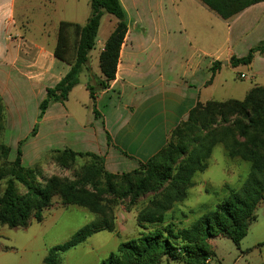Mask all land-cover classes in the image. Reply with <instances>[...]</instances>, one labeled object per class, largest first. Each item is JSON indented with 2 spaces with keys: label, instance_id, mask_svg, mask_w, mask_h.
I'll return each mask as SVG.
<instances>
[{
  "label": "crops",
  "instance_id": "crops-1",
  "mask_svg": "<svg viewBox=\"0 0 264 264\" xmlns=\"http://www.w3.org/2000/svg\"><path fill=\"white\" fill-rule=\"evenodd\" d=\"M35 2L0 0V136L11 153L20 150L23 166H33L51 151L70 149L102 157L108 173H128L164 147L197 103L242 100L252 87L264 86V55L255 52L246 65L229 63L230 57H241L264 40V1L222 19L199 0H119L127 29L109 86L92 102L86 83L90 73L102 77L98 58L116 23L112 15L114 21L108 18L103 24L100 19L89 69L80 72L65 101L49 102L38 118L46 89L70 69L53 54L59 22L83 25L88 16L79 23L69 13L53 33L45 19L39 27L34 24ZM53 3L46 0V6ZM211 13L219 19L211 22ZM213 27L223 33L216 46ZM216 60L221 66L212 74ZM227 68L238 81L226 77ZM254 215L237 247L255 264H264V201ZM5 228L0 226V264H8L5 259L13 251L2 242L12 236Z\"/></svg>",
  "mask_w": 264,
  "mask_h": 264
},
{
  "label": "trees",
  "instance_id": "trees-1",
  "mask_svg": "<svg viewBox=\"0 0 264 264\" xmlns=\"http://www.w3.org/2000/svg\"><path fill=\"white\" fill-rule=\"evenodd\" d=\"M209 10L222 19H228L248 6L264 0H199ZM90 14L83 25L60 21L58 35L53 54L70 65L69 71L55 85L46 89V94L39 105L40 113H44L51 101L63 102L67 99L70 90L78 84L80 72L88 68L89 52L95 46L100 19L103 14L112 15L115 26L105 40L103 50L99 54L98 63L102 77L89 75L86 87L92 102L95 101L97 92L107 88L114 78L120 45L123 41L127 25L124 10L119 0H89ZM72 30V35L70 31ZM72 37V38H71ZM72 41V42H71ZM255 52L264 55V40L250 47L241 57L229 58L231 66L246 65L252 61ZM221 66V61H214L210 68L212 74ZM228 110L230 114H236L235 126L238 134L247 136L254 134L258 137L264 132V86L252 87L242 100L228 99L226 101H207L197 103L189 112L187 119L177 125L169 134L164 147L150 157L141 166L128 173L111 174L104 170L102 157L90 153H78L70 149L55 150L45 155L33 166H23L20 160V150L12 161L8 159L10 148L4 144L0 136V180L4 179L5 187L0 194V226L9 228L25 226L32 217L36 222L43 219V209L50 203V185L42 186L36 182L35 177L41 171V163L45 158L53 155L63 156L65 159L77 156H88L95 162V168L107 178L117 176H130L142 174L139 190L153 182L164 183L168 180L164 194V205L168 207L172 202L182 200L186 196L187 189L192 185V177L196 171L206 167L205 156L198 148L191 149L182 157L175 171L160 159H166L173 153L183 154L185 147L181 144L172 145L173 137H180L186 130H192L198 124L199 117L218 113L223 115ZM3 108L0 99V135L3 121ZM36 127L30 133L33 135ZM170 147V150H167ZM201 148V145L199 146ZM244 157L251 161V168L241 190L230 189L228 195L219 201L212 210L200 215L188 227L174 229L167 224L163 229H155L141 235L138 239L121 242L117 252H110L108 256L98 264H156L160 256L173 254L174 251L182 252L181 258L184 264H206L207 259L214 253L208 249L209 240L221 235L228 237L236 246L246 235L250 222L254 219V211L258 203L264 199V158L252 151H245ZM46 159V160H47ZM17 183L21 184L24 192H19ZM50 183L56 184L57 180L50 179ZM52 184V185H53ZM74 188L71 185L62 187L59 193L68 205L87 207L92 213L97 212L96 204L98 196L81 191L87 195V199L93 201L87 204L73 197ZM66 205V206H68ZM147 222H162V212L149 211L140 217ZM113 221L105 216L98 221L83 225L74 232L66 241L53 245L47 249L42 264H58L59 255L70 248L84 242L93 233L101 230L111 231ZM165 232V233H164Z\"/></svg>",
  "mask_w": 264,
  "mask_h": 264
},
{
  "label": "rangeland",
  "instance_id": "rangeland-1",
  "mask_svg": "<svg viewBox=\"0 0 264 264\" xmlns=\"http://www.w3.org/2000/svg\"><path fill=\"white\" fill-rule=\"evenodd\" d=\"M54 1L49 7L46 6V0H36L35 25L39 27L45 19L50 31L54 33L58 20L69 18V13L77 15L76 20L79 23L84 22L90 14L88 0ZM37 7L40 9L37 10ZM19 13L18 11V17ZM211 15V22L215 21L213 17L219 19L213 13ZM108 18L114 19L108 14H103V24ZM213 30H216L217 34L212 37L216 46L220 44L216 40H223V33H217L219 30L217 31L216 27H213ZM69 31L72 35V30ZM225 75L238 81L231 68H227ZM228 112L225 110L223 115L210 113L205 117L201 116L192 130H186L180 137L169 139L172 145L181 144L185 147L183 154L175 152L166 159H160L171 167L172 173L182 157L191 149L197 147L204 154L205 149H208V153L205 156L206 167L194 173L186 196L182 200L172 202L167 208L164 205V194L168 180L164 183L151 181L138 192L143 172L127 177L107 178L95 168V162L88 156L65 159L56 154L50 159L45 158L35 181L42 186L51 184L50 203L43 209V219L40 222L30 217L25 226L5 228L12 236L2 242L13 247V251L8 255L10 258L5 259L6 263L42 264L49 247L66 241L83 225L98 221L104 216L113 221V229L93 233L87 242L61 253L58 264H98L110 252H117L121 242L138 239L152 230L163 229L167 224H171L174 229L188 227L200 215L212 210L228 195L230 189L241 190L251 168V161L244 157L245 151L255 152L264 158V132H260L258 137L254 134L239 135L235 126L238 116ZM167 150H170V147H167ZM15 155L16 151L10 152L8 159L12 161ZM52 178L57 180L56 184L50 183ZM67 185L74 188L73 197L87 204L93 201L87 199L82 189L98 196L96 214L90 212L87 207L68 205L59 193V190ZM4 187L3 179L0 180V194ZM17 187L19 192H24L21 184L17 183ZM262 201L264 199L260 202ZM153 210L162 212V222L140 219L143 214ZM207 248L215 254L208 264H255V261L241 255L239 247L228 237H214L209 240ZM180 255L182 252L179 250L173 254H164L156 264H184Z\"/></svg>",
  "mask_w": 264,
  "mask_h": 264
},
{
  "label": "built area",
  "instance_id": "built-area-1",
  "mask_svg": "<svg viewBox=\"0 0 264 264\" xmlns=\"http://www.w3.org/2000/svg\"><path fill=\"white\" fill-rule=\"evenodd\" d=\"M239 77H240V78H243V77H244V75H243V74H240V75H239ZM208 259H209V258H208ZM208 259H207V261H208Z\"/></svg>",
  "mask_w": 264,
  "mask_h": 264
},
{
  "label": "water",
  "instance_id": "water-1",
  "mask_svg": "<svg viewBox=\"0 0 264 264\" xmlns=\"http://www.w3.org/2000/svg\"><path fill=\"white\" fill-rule=\"evenodd\" d=\"M227 61H223V63H226Z\"/></svg>",
  "mask_w": 264,
  "mask_h": 264
}]
</instances>
